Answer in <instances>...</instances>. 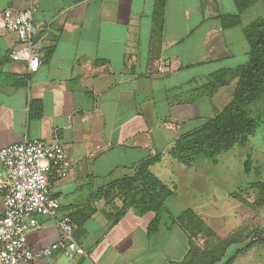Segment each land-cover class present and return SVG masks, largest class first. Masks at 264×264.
I'll use <instances>...</instances> for the list:
<instances>
[{"label":"crops","instance_id":"obj_1","mask_svg":"<svg viewBox=\"0 0 264 264\" xmlns=\"http://www.w3.org/2000/svg\"><path fill=\"white\" fill-rule=\"evenodd\" d=\"M31 1L41 26L37 71L10 56L17 35L0 28V147L58 135L73 167L67 177L51 175L60 208L54 217H36L28 241L34 250L58 242L56 221L69 215L85 254L70 259L61 248L19 264H264V242L249 243L264 232L263 221H257L264 201L258 190L250 196L249 186L240 195L230 193L229 217L218 221H212L209 206L202 211L177 206L174 191L167 198L170 213L154 231L149 229L154 212L130 207L118 214L122 200L110 203L105 197L110 185L135 175L152 158L157 160L151 172L173 188L154 167L167 160L179 135L232 98L236 79L229 77L228 85L211 94L210 77L248 61L244 28L257 19L249 10L264 4L243 11L235 25L226 18L239 14L235 0H0V13L8 7L25 10ZM160 55L180 67L148 75L147 66ZM186 94L192 97L183 100ZM191 120L200 123L185 129ZM4 205L0 190V215Z\"/></svg>","mask_w":264,"mask_h":264},{"label":"built area","instance_id":"obj_2","mask_svg":"<svg viewBox=\"0 0 264 264\" xmlns=\"http://www.w3.org/2000/svg\"><path fill=\"white\" fill-rule=\"evenodd\" d=\"M37 4L31 1L25 10L8 7L0 13V28L15 33L18 46L10 52L14 59L27 61L29 72H35L41 64L42 45L38 36L41 26L34 19ZM128 59V67H132ZM180 67L175 60L160 55L147 66L149 75H166ZM73 156L58 135L50 140L25 139L0 147V190L5 192V205L0 215V264L30 263L51 256L63 248L74 259L85 254L76 241V224L69 215L56 221L61 239L40 250H34L28 241L29 231L38 224V215L55 216L60 202L51 190V175L57 171L67 177L73 167Z\"/></svg>","mask_w":264,"mask_h":264},{"label":"trees","instance_id":"obj_3","mask_svg":"<svg viewBox=\"0 0 264 264\" xmlns=\"http://www.w3.org/2000/svg\"><path fill=\"white\" fill-rule=\"evenodd\" d=\"M235 2L239 14L226 17L231 20L230 25L239 24L241 13L257 2L264 4V0ZM244 33L251 46L248 61L234 69L218 71L210 77L211 94L228 85L229 77L230 80L236 79L232 98L202 124L179 135L169 152L178 162L191 166L198 159L206 158L217 164L221 153L237 144H246L249 136L263 121V117L254 116L249 107L264 100V18L253 20L244 28ZM156 160L152 158L140 163L135 175L126 176L113 183L105 192L110 203H114L116 198L122 200L123 208L118 214L130 207H134L141 214L154 212L156 217L149 227L151 231L158 228L164 214L170 213L165 203L175 191L151 172L150 165ZM249 160L246 162L247 172L251 171L252 160ZM252 185H255L264 201V181H257ZM188 214L183 213L179 219L186 218ZM230 242L231 239L227 243ZM253 242H264V232L255 235L249 243Z\"/></svg>","mask_w":264,"mask_h":264},{"label":"rangeland","instance_id":"obj_4","mask_svg":"<svg viewBox=\"0 0 264 264\" xmlns=\"http://www.w3.org/2000/svg\"><path fill=\"white\" fill-rule=\"evenodd\" d=\"M249 15L264 18V6H256L249 10ZM197 96V93L194 94V97ZM191 97L192 95L186 94L181 98L188 100ZM216 103L218 106L223 104L222 101ZM249 109L254 116L261 115L263 121L249 136V141L246 144H237L230 150L221 153L218 156V164H213L210 159L200 158L193 165L187 166L169 155L167 160H163L154 167L158 176L172 181L173 189L179 193L175 203L177 206L201 208V211L209 206L212 221H218L223 220V215H227V209L234 201L230 193L240 195L243 189L249 186V189L253 190L248 192L251 196V193L257 190L252 184L264 180V100L257 101ZM199 123L198 120H191L184 128L188 129ZM249 159L252 160V166L250 165L251 171L247 172L244 162ZM168 201L169 199L166 200V205ZM213 203L216 204V207ZM260 211L257 221L262 220L264 223V210L260 209ZM227 216L229 217V215ZM257 221L255 220L254 224H257ZM200 226L207 230L203 222ZM205 230L201 232L205 233Z\"/></svg>","mask_w":264,"mask_h":264}]
</instances>
